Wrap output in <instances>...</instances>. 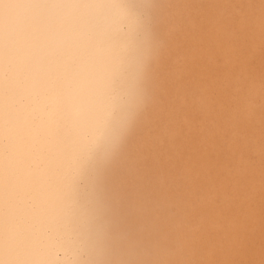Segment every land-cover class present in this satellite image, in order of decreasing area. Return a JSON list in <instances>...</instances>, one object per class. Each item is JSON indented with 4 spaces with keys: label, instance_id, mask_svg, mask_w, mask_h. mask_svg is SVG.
Here are the masks:
<instances>
[{
    "label": "clouds",
    "instance_id": "obj_1",
    "mask_svg": "<svg viewBox=\"0 0 264 264\" xmlns=\"http://www.w3.org/2000/svg\"><path fill=\"white\" fill-rule=\"evenodd\" d=\"M166 3L0 0V264H149L105 176L154 103Z\"/></svg>",
    "mask_w": 264,
    "mask_h": 264
},
{
    "label": "bare ground",
    "instance_id": "obj_2",
    "mask_svg": "<svg viewBox=\"0 0 264 264\" xmlns=\"http://www.w3.org/2000/svg\"><path fill=\"white\" fill-rule=\"evenodd\" d=\"M160 28L154 103L106 184L149 264H264V0H167Z\"/></svg>",
    "mask_w": 264,
    "mask_h": 264
}]
</instances>
